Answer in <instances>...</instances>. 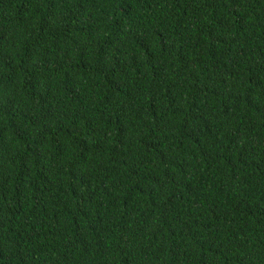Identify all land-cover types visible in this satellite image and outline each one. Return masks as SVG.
Masks as SVG:
<instances>
[{
    "label": "trees",
    "instance_id": "trees-1",
    "mask_svg": "<svg viewBox=\"0 0 264 264\" xmlns=\"http://www.w3.org/2000/svg\"><path fill=\"white\" fill-rule=\"evenodd\" d=\"M0 264H264V0H0Z\"/></svg>",
    "mask_w": 264,
    "mask_h": 264
}]
</instances>
